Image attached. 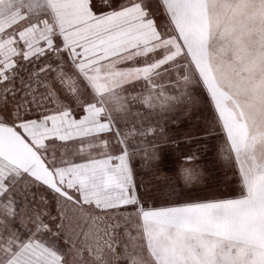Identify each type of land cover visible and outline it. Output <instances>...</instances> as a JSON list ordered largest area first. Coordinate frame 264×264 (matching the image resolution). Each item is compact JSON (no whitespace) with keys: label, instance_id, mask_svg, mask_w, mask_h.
I'll return each instance as SVG.
<instances>
[{"label":"snow or ice","instance_id":"obj_1","mask_svg":"<svg viewBox=\"0 0 264 264\" xmlns=\"http://www.w3.org/2000/svg\"><path fill=\"white\" fill-rule=\"evenodd\" d=\"M0 264H264V0H0Z\"/></svg>","mask_w":264,"mask_h":264}]
</instances>
